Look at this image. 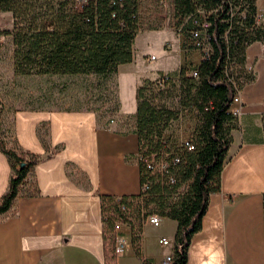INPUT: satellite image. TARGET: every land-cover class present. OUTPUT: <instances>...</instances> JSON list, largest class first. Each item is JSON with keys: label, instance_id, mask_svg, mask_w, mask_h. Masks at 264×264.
Masks as SVG:
<instances>
[{"label": "trees", "instance_id": "1", "mask_svg": "<svg viewBox=\"0 0 264 264\" xmlns=\"http://www.w3.org/2000/svg\"><path fill=\"white\" fill-rule=\"evenodd\" d=\"M172 7L181 21L177 30L185 33L183 51L199 50L200 58L198 63L185 60L173 71L144 78L135 89L132 130L138 141L140 188L136 194L99 195L108 264L114 256V223L127 224L133 236L150 213L175 221L166 264L186 263L190 235L199 228L207 194L219 188L233 125L232 95L254 77L252 68L244 64V48L252 41L264 44V26L256 20L255 0H172ZM0 12L12 17L10 27L0 29V34L10 37L14 75L75 76L83 82L92 76L89 82L94 83V98L112 101L106 107L110 115L117 110L113 76L117 66L133 56L139 26L137 0H0ZM193 31H197L196 37ZM61 86L65 87V82ZM75 102L71 108L92 109L98 122L106 117ZM185 108L195 112L196 124L189 137L176 141L167 129L171 121L182 120ZM261 123L264 138V113ZM183 139L193 148L186 149ZM41 141L45 146L43 138ZM0 151L10 164L7 186L0 195L2 213L10 208L18 186L39 155L20 150L13 141L6 146L2 139ZM262 221L264 243V193ZM133 240L131 237L132 244ZM134 250L141 264H150L137 247Z\"/></svg>", "mask_w": 264, "mask_h": 264}, {"label": "crops", "instance_id": "2", "mask_svg": "<svg viewBox=\"0 0 264 264\" xmlns=\"http://www.w3.org/2000/svg\"><path fill=\"white\" fill-rule=\"evenodd\" d=\"M11 20L9 12H0V29L9 28ZM256 20L264 26V6L259 4ZM6 36L0 34V41ZM195 51L189 50L191 55ZM164 55L169 53L164 50ZM175 55L171 68H158L150 76L137 72L133 56L119 64L113 76L118 108L106 123L107 116L98 122L90 108L52 107L48 85L27 95L26 104L11 111L6 126L0 127V139L6 146L13 141L20 150L39 158L18 186L10 208L0 213V264H108L99 195L139 191L138 141L132 130L135 89L144 78L175 70L182 62L181 53ZM145 56L140 58L143 64H147ZM190 61L198 63L199 59ZM244 64L252 68L254 77L235 92L238 99L232 103L236 111L230 110L233 125L219 188L207 194L199 228L190 235L185 264H264L263 43L246 45ZM9 174L10 164L0 151V195ZM146 226L140 231L139 252L150 264H160L170 253V244L168 250L155 252L147 241ZM174 229L173 223L169 234H156L157 245L165 248L158 238L165 236L170 243ZM119 232L127 243L109 264H141L130 227L121 223Z\"/></svg>", "mask_w": 264, "mask_h": 264}, {"label": "rangeland", "instance_id": "3", "mask_svg": "<svg viewBox=\"0 0 264 264\" xmlns=\"http://www.w3.org/2000/svg\"><path fill=\"white\" fill-rule=\"evenodd\" d=\"M139 26L133 41V58L136 70L144 76H150L157 72L158 68H171L174 65L176 53L182 55V62L190 61V58H200L199 50L193 55L189 51H181L185 36L184 32H179L177 27L181 24L178 17L174 15L172 0H137ZM255 3L264 6V0H255ZM148 32V33H147ZM163 39V42L161 40ZM12 45L10 37L6 36L0 41V127H5L12 110L26 104L27 95H34L39 92L42 86L46 89L51 85V106L52 107H72L76 100L81 102V107H91L97 109L98 114L110 115L107 106H111L112 101H102L94 98L93 77H87L86 82L79 77H56V76H24L14 75L11 65ZM164 50L169 53L164 55ZM142 54L146 56L143 64L140 61ZM149 54L156 58L148 57ZM181 62V63H182ZM114 80V79H113ZM65 82V87L61 83ZM184 115L178 123L171 121L167 133L173 139L179 141L182 137H189L196 124L195 112L183 109ZM112 115V114H111ZM103 119V118H101ZM181 189V188H179ZM161 216V215H160ZM175 221L161 216L158 225L146 226L148 243H152L155 252L159 249L168 250V245L161 248L155 242L158 233L169 234ZM146 223H143V225ZM142 225V226H143ZM142 228V227H141ZM133 248L139 249L140 231L133 234ZM173 240L169 243L172 250ZM171 252V251H170Z\"/></svg>", "mask_w": 264, "mask_h": 264}, {"label": "built area", "instance_id": "4", "mask_svg": "<svg viewBox=\"0 0 264 264\" xmlns=\"http://www.w3.org/2000/svg\"><path fill=\"white\" fill-rule=\"evenodd\" d=\"M201 25L205 26L206 23L203 22V23H201ZM192 34L194 37H196L198 33H197V31H193ZM193 43L197 44L198 41L194 40ZM149 57L152 58L153 55L151 54ZM192 73L194 74L195 72H192ZM237 99L238 98H237L236 93L233 94L231 101H230V104H229V108L232 112L236 111L235 107L233 106L234 104H232V103L236 102ZM183 144L186 146V149H188V150L193 148L192 143L188 139H183ZM147 166L150 167L149 164H147ZM160 220H161V217L158 214L150 213V214L145 215L143 223H147V224H150L152 226H156L159 224ZM120 224H121V222H118V221L114 223L115 235H114V241H113V246H112L113 254L120 253L127 243L126 237L122 233L119 232V225ZM158 243L161 245H167V244H169V240L165 236H161L158 238ZM169 259H170V253L164 255L160 264H166L169 261Z\"/></svg>", "mask_w": 264, "mask_h": 264}]
</instances>
